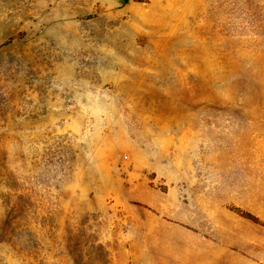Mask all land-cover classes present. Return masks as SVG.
<instances>
[{"label": "rangeland", "instance_id": "1", "mask_svg": "<svg viewBox=\"0 0 264 264\" xmlns=\"http://www.w3.org/2000/svg\"><path fill=\"white\" fill-rule=\"evenodd\" d=\"M0 264H264V0H0Z\"/></svg>", "mask_w": 264, "mask_h": 264}]
</instances>
